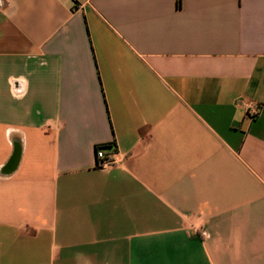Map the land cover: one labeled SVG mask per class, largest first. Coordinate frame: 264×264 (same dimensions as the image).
Returning <instances> with one entry per match:
<instances>
[{
  "label": "crops",
  "instance_id": "1",
  "mask_svg": "<svg viewBox=\"0 0 264 264\" xmlns=\"http://www.w3.org/2000/svg\"><path fill=\"white\" fill-rule=\"evenodd\" d=\"M0 264H264V0H0Z\"/></svg>",
  "mask_w": 264,
  "mask_h": 264
},
{
  "label": "built area",
  "instance_id": "2",
  "mask_svg": "<svg viewBox=\"0 0 264 264\" xmlns=\"http://www.w3.org/2000/svg\"><path fill=\"white\" fill-rule=\"evenodd\" d=\"M247 107L251 116H254L256 114V109L251 106H247ZM115 153H116L115 148L112 149V152L110 154H108L104 149H98L96 152V166L98 168H109L113 166L116 163Z\"/></svg>",
  "mask_w": 264,
  "mask_h": 264
},
{
  "label": "trees",
  "instance_id": "3",
  "mask_svg": "<svg viewBox=\"0 0 264 264\" xmlns=\"http://www.w3.org/2000/svg\"><path fill=\"white\" fill-rule=\"evenodd\" d=\"M114 146L113 145H109V146H98L96 149H104V150H108V149H112Z\"/></svg>",
  "mask_w": 264,
  "mask_h": 264
},
{
  "label": "rangeland",
  "instance_id": "4",
  "mask_svg": "<svg viewBox=\"0 0 264 264\" xmlns=\"http://www.w3.org/2000/svg\"><path fill=\"white\" fill-rule=\"evenodd\" d=\"M110 154V153H109Z\"/></svg>",
  "mask_w": 264,
  "mask_h": 264
}]
</instances>
